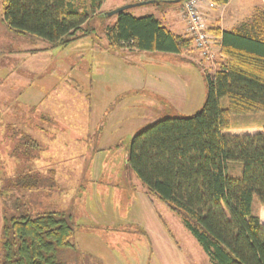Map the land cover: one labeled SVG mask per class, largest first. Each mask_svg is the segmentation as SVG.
<instances>
[{"label": "rangeland", "instance_id": "1", "mask_svg": "<svg viewBox=\"0 0 264 264\" xmlns=\"http://www.w3.org/2000/svg\"><path fill=\"white\" fill-rule=\"evenodd\" d=\"M132 1L106 0L103 11ZM210 8L215 10L204 12L206 20L220 22L225 29L264 18V0H229L225 5L212 1ZM129 12L167 24L166 17L178 18V4L160 2ZM114 20L95 18L90 23L94 36L51 48L9 30L0 0V93L16 85L24 103L7 94L5 111L30 114L33 94L45 95L35 109L44 127L37 151L20 146L25 138L18 142L16 136L9 138L7 147L0 146V239L1 217H34L55 210L70 217L74 230L73 248L59 254L64 260L70 256L78 264H209L180 218L146 194L125 160L136 133L164 118L190 117L202 108L204 73L217 69L220 52L210 66L191 47L181 56L113 51L106 46L104 29ZM261 127L264 113L230 117L231 135H250ZM241 169L229 163L228 175L239 177ZM18 173L36 174V189L27 193L14 182L8 184ZM252 213L264 225V209L255 197Z\"/></svg>", "mask_w": 264, "mask_h": 264}, {"label": "trees", "instance_id": "2", "mask_svg": "<svg viewBox=\"0 0 264 264\" xmlns=\"http://www.w3.org/2000/svg\"><path fill=\"white\" fill-rule=\"evenodd\" d=\"M211 1L225 5L229 0ZM103 3L2 0V20L14 33L33 36L51 48L64 47L94 36L90 23L95 18H112L101 10ZM113 17L114 23L104 29L106 46L113 51L179 55L191 47L189 39L172 34L151 15L135 17L125 11ZM213 32L220 35L221 59L214 72L204 73L202 108L190 117L164 118L136 133L125 165L148 196L180 218L209 264H264V225L252 213L254 197L264 209V128L254 135L225 134L231 115L264 113V18ZM22 146L35 147L27 141ZM229 163L242 166L239 177L228 175ZM35 177L18 173L7 182L31 193L37 187ZM69 219L55 210L34 217L4 216L0 264H78L73 257L64 260L59 255L73 248Z\"/></svg>", "mask_w": 264, "mask_h": 264}, {"label": "crops", "instance_id": "3", "mask_svg": "<svg viewBox=\"0 0 264 264\" xmlns=\"http://www.w3.org/2000/svg\"><path fill=\"white\" fill-rule=\"evenodd\" d=\"M105 2H106V0H104V3L101 7L102 11H103V7L105 5ZM171 3L174 4V2H171ZM209 10H212V13H213L215 9L209 8L206 10V12H208ZM166 18H167L166 22H169V23H167V24H165L163 22L162 23L172 34L181 35L180 32L182 31V36H185L184 25L181 22H179L178 18H174L173 16L172 17L168 16ZM210 23H213V24H210ZM207 24L209 25L208 26L209 30L215 36H217L216 33L213 32L215 29H218L221 33L222 31H229V30L234 28V27H231L230 29H225V27L220 22H217L215 24V20H213V21L207 20ZM218 38L220 39V35L218 36ZM219 52H220V50H219ZM182 53H183V51L179 55L181 56ZM18 79H19V77H18ZM1 82L4 83V81H1ZM1 82H0V85H2ZM6 86H7V84H6ZM8 89H12L13 91H10L8 93L7 92L0 93V105L5 106L4 109H0V146L6 144V147H7V141L12 140L9 138H11L12 136H16L14 140H17L18 142L20 141V137L25 138V141L19 142L20 146L24 145L25 142L27 141V142H30V143L35 145L34 148H30V147H28V148H30L31 150L37 151V149L39 147V142L37 140V137H39L41 135V132L43 133L44 127H43V123H42L43 116L41 115V113H37L35 109H36V107H38L40 105V103L43 102V100L45 99V95H43L42 93H38V92H35L33 94L36 100L29 102L28 104L30 106H35L33 109L34 112H32L30 114H26V115H11L9 113L7 114V112L5 111V108L7 107V104H8L7 94L9 97L14 96V98H16V100H15L16 102L17 101L19 103H23V102L20 101L21 100L20 99V96H21L20 87H16V85L11 87L9 85ZM3 96H4V98H3ZM30 96H31V94H30ZM25 102H26V100H25ZM263 128L264 127L255 128L254 133L250 134V135L260 133ZM225 134L231 135L230 130L225 132ZM8 147L11 150L12 146L8 145ZM25 147H27V146H25ZM16 175H14L13 177H15ZM2 222H3V217H1V224H2Z\"/></svg>", "mask_w": 264, "mask_h": 264}, {"label": "built area", "instance_id": "4", "mask_svg": "<svg viewBox=\"0 0 264 264\" xmlns=\"http://www.w3.org/2000/svg\"><path fill=\"white\" fill-rule=\"evenodd\" d=\"M168 1L178 4V18L184 25L185 37L198 53L201 61L213 66L220 50V39L209 30L204 12L211 0H135L136 3Z\"/></svg>", "mask_w": 264, "mask_h": 264}, {"label": "water", "instance_id": "5", "mask_svg": "<svg viewBox=\"0 0 264 264\" xmlns=\"http://www.w3.org/2000/svg\"><path fill=\"white\" fill-rule=\"evenodd\" d=\"M153 2H143V3H135V4H128V5H124V6H121L111 12H108L106 15L108 17H113V16H116L122 12H125V11H129L130 9L134 8V7H140V6H144V5H150L152 4Z\"/></svg>", "mask_w": 264, "mask_h": 264}]
</instances>
